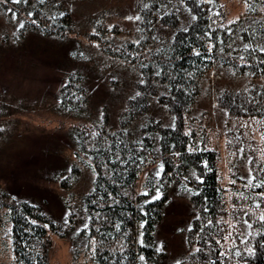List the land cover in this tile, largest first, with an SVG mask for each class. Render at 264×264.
I'll return each instance as SVG.
<instances>
[{"label": "trees", "instance_id": "16d2710c", "mask_svg": "<svg viewBox=\"0 0 264 264\" xmlns=\"http://www.w3.org/2000/svg\"><path fill=\"white\" fill-rule=\"evenodd\" d=\"M4 1L16 18L22 9L24 24H12L9 40L21 44L25 31L35 28L44 35L79 33L65 0ZM244 2V10L227 20L219 0H132L134 36L109 47L122 64H134L135 79L117 125L103 115L100 126L82 129L98 136V147L85 149L88 161L79 160L92 173L90 186H77L69 199L59 196L66 222L54 219L33 194H11L9 180L0 181V229L8 230L12 264H49L52 236L67 234L74 254L89 251L92 264H164L166 241L158 242L157 229L174 199L186 208L174 264H264V0ZM221 68L240 78L211 94L220 120L212 125L191 111L202 82ZM85 84L81 70L69 72L59 88L62 107L85 114ZM4 101L0 117L11 113ZM137 120L138 128L130 129ZM75 142L80 146L77 135ZM223 150L230 159L225 168ZM47 152L61 156L52 147ZM63 160L58 168L37 169L68 190L77 185L79 166Z\"/></svg>", "mask_w": 264, "mask_h": 264}, {"label": "rangeland", "instance_id": "374dc122", "mask_svg": "<svg viewBox=\"0 0 264 264\" xmlns=\"http://www.w3.org/2000/svg\"><path fill=\"white\" fill-rule=\"evenodd\" d=\"M219 1L227 20L236 18L245 8L244 0ZM0 2V96H3L0 105L3 104L1 100H5L4 106L11 112L0 117V181L9 180L11 194H33L54 219L63 223V220L66 222V210L60 194L69 199L68 195L70 192L74 194L77 186L86 190L91 182L90 169L79 160L90 159L85 149L88 152L96 149L98 136L88 134L89 131L82 133V129L100 126L103 115L117 125L116 117L119 112L122 113V102L135 79L134 64H122L123 61L111 51L114 46L120 48L126 38L134 36L136 23L132 0H65L63 5L69 11L71 28L79 33L44 35L35 28L25 31L26 38L21 44L19 39L9 40L7 34L13 31L12 24L16 28L22 23V9L18 8L16 19L8 18L9 9L12 11L14 8L4 0ZM99 16H102V21L97 25L94 21ZM93 35L100 41L99 44L89 38ZM77 69L85 74L86 93L89 94L80 109L85 111L83 115L81 112L75 114L60 104L59 88L65 83L66 75ZM238 77H232L223 68L209 73L192 107V116L196 119L204 116L206 122L217 125L220 120L211 94L225 81L233 88L239 81ZM71 95L75 102L79 94L75 92ZM68 100L65 98V101ZM138 121L130 123L129 128H138ZM76 135L80 146L75 142ZM51 147L61 156H52L47 152ZM64 158L75 161L79 166H76L79 169L77 185L68 190L51 181V177L45 174V168L41 171L37 169V166L43 165L53 169L51 164L60 166ZM229 162L223 150L220 166L225 168ZM244 169L241 168L242 171ZM145 170L140 174L136 187L139 192H144L140 185ZM184 211L186 208L180 199L171 200L158 226V242L166 241L164 264H174L181 253V232L178 231ZM6 234L7 229H0V264H12L10 240ZM71 244L69 234L52 236L49 264H92L89 251L81 249L74 254Z\"/></svg>", "mask_w": 264, "mask_h": 264}, {"label": "snow or ice", "instance_id": "6c2138e0", "mask_svg": "<svg viewBox=\"0 0 264 264\" xmlns=\"http://www.w3.org/2000/svg\"><path fill=\"white\" fill-rule=\"evenodd\" d=\"M21 2H22V0H12V3H14V4H18V3H21ZM9 11H11V10H9ZM29 15H31V13H30ZM12 18H13V19L16 18L15 13H13ZM137 19H139V17H137ZM33 23H34V21H33ZM19 27H20V28H23V27H24V24L21 23V24L19 25ZM249 183L251 184V181H249ZM261 186H264V185H261ZM143 195H148V194H147V193H143ZM159 195H160L159 192H157V194L153 197V199H159ZM262 219H264V217H262ZM141 259H143V257H141Z\"/></svg>", "mask_w": 264, "mask_h": 264}]
</instances>
